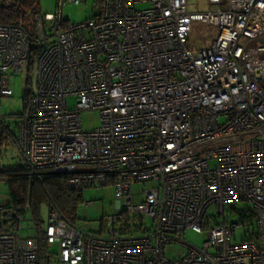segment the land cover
<instances>
[{
  "label": "built area",
  "instance_id": "2783aa9c",
  "mask_svg": "<svg viewBox=\"0 0 264 264\" xmlns=\"http://www.w3.org/2000/svg\"><path fill=\"white\" fill-rule=\"evenodd\" d=\"M88 1L57 0L45 16L24 0H0V10L19 16L0 22V135L33 178L67 175L82 193L113 186L126 206L103 223V235L48 204L49 260L264 264V0H207L197 13L189 0H91L89 20L63 18L67 4ZM194 22L219 30L198 53L189 47ZM24 67L35 77L24 112L3 116L11 77ZM69 97L77 98L72 109ZM85 112L98 113L101 125L84 130ZM137 184L151 186L135 205ZM244 203L252 206L247 223L238 216ZM6 207L0 264H41L37 236L22 235L30 207ZM189 230L205 234L202 248L184 240ZM175 244L188 253L169 260Z\"/></svg>",
  "mask_w": 264,
  "mask_h": 264
},
{
  "label": "rangeland",
  "instance_id": "374dc122",
  "mask_svg": "<svg viewBox=\"0 0 264 264\" xmlns=\"http://www.w3.org/2000/svg\"><path fill=\"white\" fill-rule=\"evenodd\" d=\"M57 0H39L40 11L45 16H51L56 12ZM93 1L82 3L79 5L67 4L63 10V18L71 24L83 23L89 20L93 15ZM139 9H144L146 6H139ZM189 9L191 12H203L208 9L207 0H189ZM192 30L189 35V47L193 53H198L202 50L209 49L213 42L219 35V30L213 26L204 24L202 22H194L191 26ZM34 74L27 72V67H24L22 73L13 75L11 77L10 88L13 92L11 98L2 100L1 110L3 116L12 117L19 116L25 109V98L27 91H29ZM77 98L69 97L67 105L70 109L76 105ZM82 124L84 130L90 131L98 128L101 125L100 115L96 112H85L82 114ZM24 166L19 158V153L12 145H5L0 149V172L16 169ZM149 185H134L131 193L134 198V204L137 205L144 200V192L150 188ZM9 197V187L5 182L0 181V207L5 205L6 199ZM83 200L77 210L76 224L86 233L103 234V223L109 218L118 217L120 211H126L125 203L119 201L116 190L113 186L105 187L97 190L94 188H87L83 191ZM122 208V209H121ZM238 212L252 210L249 204H238ZM41 218L43 222V229L48 224L49 209L47 205H43L41 209ZM236 217L233 218L234 221ZM29 229V230H28ZM23 237L35 238L36 231L34 227V220L31 212L26 214V222L23 223ZM244 237V229L236 230L234 239L236 242H241ZM184 240L191 246L202 248L206 241L205 234H197L192 230L186 232ZM59 247L54 245L51 247V253L57 255ZM188 253V248L181 245H172L166 248V256L169 260H177L183 258ZM47 264H63L57 258H53Z\"/></svg>",
  "mask_w": 264,
  "mask_h": 264
},
{
  "label": "trees",
  "instance_id": "16d2710c",
  "mask_svg": "<svg viewBox=\"0 0 264 264\" xmlns=\"http://www.w3.org/2000/svg\"><path fill=\"white\" fill-rule=\"evenodd\" d=\"M24 6L26 10L36 11L40 8L39 0H24ZM18 18L17 15H10L0 10V22L2 23H10ZM31 70L32 67L29 72ZM5 145L8 144L0 135V149ZM0 181L5 182L9 187L10 203L6 210L30 207L40 247L41 264L49 263L41 209L43 205L53 204L71 223L75 224L78 207L84 202L83 193L72 189L67 175L43 171L40 173V178L35 179L25 166L0 172ZM245 214L244 211L238 213L241 222H250L251 217Z\"/></svg>",
  "mask_w": 264,
  "mask_h": 264
},
{
  "label": "crops",
  "instance_id": "0c3cea01",
  "mask_svg": "<svg viewBox=\"0 0 264 264\" xmlns=\"http://www.w3.org/2000/svg\"><path fill=\"white\" fill-rule=\"evenodd\" d=\"M10 203V200H9V197H8V199H6V202H5V205L4 206H7L8 204ZM4 206H2V207H4ZM31 212V209H30V211L28 212V213H30ZM31 214H32V212H31ZM33 217V216H32ZM76 224V223H75ZM77 225V224H76ZM34 227H35V225H34ZM29 230V229H28ZM35 231H36V229H35Z\"/></svg>",
  "mask_w": 264,
  "mask_h": 264
}]
</instances>
